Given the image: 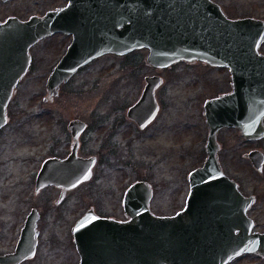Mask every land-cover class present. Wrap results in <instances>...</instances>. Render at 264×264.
I'll use <instances>...</instances> for the list:
<instances>
[{
    "label": "water",
    "instance_id": "95a60500",
    "mask_svg": "<svg viewBox=\"0 0 264 264\" xmlns=\"http://www.w3.org/2000/svg\"><path fill=\"white\" fill-rule=\"evenodd\" d=\"M58 32L71 34L72 40L46 79L47 97L43 100L56 96L62 83L94 59L140 49H148L146 63L157 69L200 60L228 68L231 75V91L204 102L206 156L202 166L189 174L191 191L186 209L192 215L197 210L200 217L189 224L197 225L199 231L206 226L208 232L198 237V250L179 261L174 250L161 249L158 244L164 238L159 234L160 221L147 211L150 195L144 198L148 184L137 181L126 189L123 198L125 212L133 215L131 229L126 231L119 224L88 215L77 223L76 230L81 224L85 227L82 234L90 245L86 251L79 250V264H228L243 254L264 259V232L255 230V222L248 215L256 197L245 196L224 173L217 141L222 128L237 129L246 142L264 138V55L259 52L264 21L229 19L212 0H68L66 6L42 16L27 20L8 17L0 22V129L8 121L7 106L15 88L29 69L30 48ZM144 81L139 99L127 112L140 128L158 111L154 93L162 82L157 75ZM86 126L78 119L68 123L70 153L64 159L43 161L36 175L37 187H69L91 177L95 158L77 155L79 136ZM244 156L262 172L261 150H250ZM34 225L29 216L16 248L0 255V264H17L33 254ZM75 235L79 246L80 231ZM167 238L166 242L173 241Z\"/></svg>",
    "mask_w": 264,
    "mask_h": 264
},
{
    "label": "rangeland",
    "instance_id": "374dc122",
    "mask_svg": "<svg viewBox=\"0 0 264 264\" xmlns=\"http://www.w3.org/2000/svg\"><path fill=\"white\" fill-rule=\"evenodd\" d=\"M213 1L231 18L256 17L264 21V0ZM56 4L54 0H10L0 6V21L8 17L27 20ZM64 43L62 37L54 36L30 48L35 63L19 81L7 106L8 121L0 130L1 252L12 250L18 213H24L33 203L24 199L25 191L30 189L40 163L52 154L64 157L70 153L66 129L70 120L87 124L78 154L97 158L92 177L84 186L83 205L99 211L100 202L107 196L105 187H112L109 190L113 196L106 199L110 205L108 201L125 186L146 180L155 189L153 208L161 212L167 210L161 205L164 195H175L184 173L204 162L207 127L203 102L227 86L221 70L181 63L164 69L148 66V51L140 49L124 56L107 54L95 59L62 83L56 96L43 100L47 97L46 72L63 52ZM259 51L264 55V41ZM155 75L163 80L156 91L161 108L146 130H138L126 117V109L140 97L144 78ZM218 141L225 172L245 195L256 197L248 214L255 221V230L264 232V165L262 172H257L244 156L253 149L264 153V139L246 142L236 132L222 131ZM77 198L73 197L71 203L81 209ZM58 210L54 209L45 222L49 228L46 237L58 244L51 248V244H42L29 264H64L75 258L64 242L69 221L58 216ZM228 264H264V260L248 254Z\"/></svg>",
    "mask_w": 264,
    "mask_h": 264
},
{
    "label": "flooded vegetation",
    "instance_id": "af4514ba",
    "mask_svg": "<svg viewBox=\"0 0 264 264\" xmlns=\"http://www.w3.org/2000/svg\"><path fill=\"white\" fill-rule=\"evenodd\" d=\"M9 1L10 0H7V1L0 0V6H3L6 2H9ZM40 1L42 2V1H47V0H40ZM54 1H57L56 5H54L51 8L46 9L42 13H36L34 15L42 16L47 11L55 10L57 8H62L64 6H66L67 3H68V0H54ZM215 3H217V2H215ZM220 8H221L223 14L229 19L247 18V17L231 18L228 14H226V12H225L226 10L224 11L222 7H220ZM254 18H256V17H254ZM54 36L62 37L64 39V41H65L64 47H62L63 48V52L61 54H59V56H58V60H59L62 57V55L65 53L67 46L71 42L72 35L58 32V33H54V34H52V35H50V36H48L46 38H51V37H54ZM259 50H260V48H259ZM58 60L54 61L53 65L50 66V68L48 69L49 72L47 71L46 74L49 75L51 73L54 65L58 62ZM33 61L34 60H33L32 55H31V62H30V66H29V69H28L27 73L31 69L32 64L35 63ZM179 63H181V64H183L184 66H187V67H192L193 65L194 66L200 65V66L205 67L207 69H212V70H217V71L221 70V71L224 72L225 77H226V82H227L226 89L224 91L220 90L219 93L216 96L214 95V96H212V97H210L208 99H205V101L209 100V99L217 98V97H219L221 95H224V94H228L231 91V75H230V71H229L228 68L211 66V65H209L207 63H204V62H202L200 60L192 61V62H179ZM179 63H177V64H179ZM177 64H172L171 66H169V68L174 67ZM85 66L80 67L75 74L79 73ZM166 68H168V67H166ZM162 82H163V80H162ZM159 88L160 87H158L155 90V93H154L155 101H156V103L158 105V111H157L156 115L154 116L153 120L156 118V116H157V114H158V112H159V110L161 108L160 101L158 102L157 99H156V91ZM204 102H203V106H202L203 107L202 115L204 117V123H205ZM129 107L126 109V113H125L126 117L133 124H135V126L138 128V130H142V131L146 130L148 128L149 124L151 122H153V120L151 122H149L147 125H145L143 128H140L139 125L134 120L130 119L127 116V112H128ZM68 123H67V126H68ZM263 124H264V120H263ZM67 126H66V129H67V132H68L69 149H70V144H71L72 138H71V133L68 130ZM86 128H87V126H86ZM86 128H85V130H86ZM132 128H133V126H132ZM84 131L81 133V135L84 133ZM222 131H232V132H236V133L239 134L238 130L235 129V128H222L217 133V141H218V135ZM81 135L79 136V140H78L79 141V147H78V151H77V155L78 156H80L78 154V152H79V149H80ZM206 139H207V137H206ZM262 139H264V138H262ZM262 139H260V140H262ZM260 140H257V142L260 141ZM218 143H219V149H220L221 148V144H220L219 141H218ZM204 153H205V150H204ZM68 155H69V153H67L66 156H64V157H61V156H55V155L52 154V155L46 157L44 160H46L48 158L64 159ZM218 155H219V153H218ZM205 156H206V153H205ZM80 157H82V156H80ZM89 157H94L95 158V164L93 166V168H94L96 163H97V158H96V156H89ZM43 161L40 163L39 167L36 169V172L34 174L33 183L30 184V189L27 192L25 191L24 199L32 201L33 203L29 204L27 206L28 208H26L24 213H21V212L18 213V221L16 223L17 227L15 228V230H17V235H16V240L13 243L12 250L6 249V250H3L2 252L0 251V255H4V254L11 253L16 248V244L19 241V238L21 236L22 229H23V227L25 225V222L28 219V217L30 216V220L32 222H35L34 229H33V232L35 234L34 235V237H35L34 252H33V254L31 256H25V258L23 260H21L20 262H18L17 264H29L31 261H33L35 259L36 255H37V252H38V250H39V248H40V246L42 244H45V245H50L51 244L50 248L52 246H55V245L58 244V242H56V244H55L52 241L51 238L46 237V236H48L47 235L48 234L47 233V229H49V228L47 227L45 222L48 219H50L51 216H53L54 209H56V210L60 209V210H58V213H59L58 216L60 215V216H62L65 219V221H67V222L69 221L67 223L66 227H65V230H64V233L66 234V238H64V242H66V247L65 248L66 249H70L71 251H73V257H75V258H72V261L68 260L64 264H79L80 263V259H81L79 250L80 249L82 250L83 248H84V250H82V251H86V249H90L89 243L85 242L84 236L82 234V230L85 229V227H82V224H81V226L77 230L75 229L76 225L80 221V219H82L83 217H86V215H88L90 219H94V218L97 217V218H100V219L102 218V219L108 220V222H112L114 224H119L120 226L125 227L126 231H128L127 229H131V228H128V227L129 226L133 227V224H132V222H133V217L132 216L133 215L130 214V213L127 214L125 212L124 205H123V198H124L126 189L128 187H130L133 183L137 182V181L145 182V183L148 184V185H146L148 189L144 191V198L146 196L150 195V197L148 199L147 211H149V216L158 217V219L160 221V225H161L162 230L160 231L159 234H161V237H163L164 240L159 242L158 245L161 247L162 250H165V251L167 249L174 250L175 255H176V253H178V256H179L178 260L181 261L182 259H184V256L188 255L187 253H189L190 251L194 252V251L198 250L199 242H201V240L200 241L198 240V239H201V238H198V237L199 236L202 237V236L208 234L207 230H205L206 226H202V229L200 231H199L197 225H196V227L190 226L189 223L192 220L193 221H197L200 217L197 216V210H193L194 215H192V211H188L187 212V209H186L187 200H188V197H189L190 191H191L189 174L191 172H193L197 168L188 170L187 172L184 173V176H183L184 180L182 181V184L180 185L178 190H175L173 192V193H175V195H173V194L164 195L165 198L163 199L161 205L164 204L165 208H167V210H163L161 212H156L155 209L153 208V206H155L154 205V203H155V201H154L155 191L154 190L155 189H154L153 185L150 182L146 181V180H135L132 183H130L129 185L125 186L122 190H120V193H119L118 196L116 194V196L113 197L112 200H109L108 202L110 203V205L106 204V199L108 198V195H109V197L113 196V193L110 194L111 191L109 190L112 187L111 186L105 187L106 188V192H107V196L102 200V202H100V209L103 211V212H101V210L96 211L93 208V206H90L89 208H86V206H84L83 203H82L83 200L85 199L84 186L86 184V181L85 182H81V183H79L77 185H74V186H69V187H66V186H63V185H54V184H45L43 186L37 187L36 175H37V173H38ZM93 168H92V172H91V177H92V174H93ZM223 171L225 172V170H223ZM225 174L228 175L226 172H225ZM91 177L89 179H91ZM238 188L244 194V192L240 189L239 184H238ZM73 197H78L76 200H77V202L80 205H82L83 208L78 209L79 205H75V204L71 203V200L73 199ZM76 200H74V202ZM167 229H173L174 232L167 231ZM77 231L78 232L80 231V237H81L80 238V242H79V246L77 244L76 235H75V232L77 234ZM30 233L32 234V231ZM47 238H49V239L46 240ZM165 238L171 239L173 241L166 242ZM44 240H46L45 243H44ZM90 243H92V242H90ZM86 244L88 246H86ZM234 260H236V258Z\"/></svg>",
    "mask_w": 264,
    "mask_h": 264
}]
</instances>
